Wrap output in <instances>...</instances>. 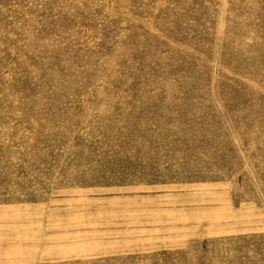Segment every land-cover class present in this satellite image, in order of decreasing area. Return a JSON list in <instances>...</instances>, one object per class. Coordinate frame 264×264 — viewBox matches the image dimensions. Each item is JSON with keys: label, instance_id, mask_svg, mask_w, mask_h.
<instances>
[{"label": "rangeland", "instance_id": "374dc122", "mask_svg": "<svg viewBox=\"0 0 264 264\" xmlns=\"http://www.w3.org/2000/svg\"><path fill=\"white\" fill-rule=\"evenodd\" d=\"M0 264H264V0H0Z\"/></svg>", "mask_w": 264, "mask_h": 264}]
</instances>
